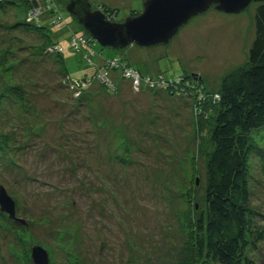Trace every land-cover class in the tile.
Wrapping results in <instances>:
<instances>
[{
  "label": "rangeland",
  "instance_id": "rangeland-1",
  "mask_svg": "<svg viewBox=\"0 0 264 264\" xmlns=\"http://www.w3.org/2000/svg\"><path fill=\"white\" fill-rule=\"evenodd\" d=\"M31 1L41 21L39 4ZM87 1L91 11L104 5L116 13L110 22L123 23L142 12L145 0ZM50 2L65 20L61 33L51 30L67 78L58 55L40 51L41 37L24 27L7 30L21 15L0 10V62L7 53L0 95L11 85L23 89L22 102L10 90L0 99V187L15 207L14 219L0 210V264H34V246L45 251L48 264H179L191 224L205 210L212 128L204 126L201 137L196 118H205V110L211 114L222 78L246 62L262 2L235 14L213 4L164 44L113 49L95 43L96 64L101 57H121L152 81L185 77L178 91L192 86L187 95L138 92L121 75L113 82L116 92L94 82L81 99L69 79L94 71L85 63L89 35L66 12L69 0ZM72 36L79 48L70 46ZM250 140L249 205L254 228L264 230V128ZM243 255L248 264H264V236Z\"/></svg>",
  "mask_w": 264,
  "mask_h": 264
},
{
  "label": "trees",
  "instance_id": "trees-1",
  "mask_svg": "<svg viewBox=\"0 0 264 264\" xmlns=\"http://www.w3.org/2000/svg\"><path fill=\"white\" fill-rule=\"evenodd\" d=\"M36 1L39 4L41 21H45L46 25H40L41 21L37 17L28 20L32 9L31 0H0V10L9 8L21 15L20 21L7 27V30L14 31L17 27H24L26 31L41 37L40 51L54 52L58 55L65 71L61 57L62 48L60 47L61 51L59 52L54 51V48L59 46L56 43L58 35L51 30V28H55L57 32L61 33L64 27L55 24L57 11L51 8V0ZM100 12L110 20L116 16L114 15L115 11L104 5L100 7ZM130 16L137 15L131 13ZM61 20L65 24L62 16ZM84 34L87 36V33L84 32ZM86 40L90 43L88 44L89 48L85 50V54H87L85 63L94 71L89 77L85 76L79 81L92 78L98 70L105 71L111 83L116 81V76L121 77L119 71H122L123 68L140 73L135 67L123 62L125 59L121 57L111 59H102L101 57L99 63L96 64L92 60L93 57L100 55L93 50L96 42L91 41L89 37ZM85 54H81V56L84 58ZM6 56H2L0 63L5 62ZM110 63H114L115 66L110 68ZM11 67L9 65L10 69ZM139 77L141 81L138 92L148 89L152 92H167L174 96L175 91L178 92L177 94L187 95L186 93L193 89L190 86L178 91L179 86H182L181 80H184L185 77L174 81L164 79V81H157V79L152 81L149 77V83L143 81L146 79L143 75H139ZM186 79L191 81L190 77ZM90 80L86 86L80 89L76 99H81L83 92L90 88L89 86H92L94 82L98 83L95 80ZM126 82L130 83L128 80ZM98 85L102 86L100 83ZM113 85L116 87L108 88V90L116 92L117 85ZM9 90L14 93L18 101L22 102L23 89L20 85H11L0 95V99L9 97L11 94ZM198 96L201 97V95H197L194 98L195 102L201 100ZM216 100L210 110L211 114L207 110H205L207 113L203 111L204 114H207L205 118L209 117L210 122L204 118V115L196 118L198 134L201 137H203L201 129L204 126L212 128L205 163V210L204 216L191 224L192 228L187 242L188 250L185 252V258L179 264H248L244 259V250L250 244L254 246L264 236V230H258L253 226L254 213L250 210L247 186V161L254 149L250 134L264 128V2L259 4L255 10L254 38L248 51V58L242 66L222 78Z\"/></svg>",
  "mask_w": 264,
  "mask_h": 264
},
{
  "label": "water",
  "instance_id": "water-1",
  "mask_svg": "<svg viewBox=\"0 0 264 264\" xmlns=\"http://www.w3.org/2000/svg\"><path fill=\"white\" fill-rule=\"evenodd\" d=\"M252 1L264 0H145L142 12L123 23L110 22L100 11H91L87 0H69L66 12L100 47L122 48L130 44L138 47L167 43L177 29L191 17L206 11L211 5L226 14L242 11ZM199 177L195 176V190ZM14 202L0 187V210L14 219ZM196 209V207H195ZM34 264H48L47 255L39 246L31 249Z\"/></svg>",
  "mask_w": 264,
  "mask_h": 264
},
{
  "label": "built area",
  "instance_id": "built-area-1",
  "mask_svg": "<svg viewBox=\"0 0 264 264\" xmlns=\"http://www.w3.org/2000/svg\"><path fill=\"white\" fill-rule=\"evenodd\" d=\"M39 13H40V11H39ZM32 15V16H31ZM36 14L34 13V9L33 10H31V12L29 13V17H28V20H32V19H35L36 18V16H35ZM35 16V17H34ZM55 24H59V25H62V20H61V17L60 16H58V13H57V15H56V18H55ZM86 40V39H85ZM84 39L83 40H81V42L83 43L84 41H85ZM71 42L72 43H70V46L72 45V46H75V48H79V39H76V37L74 36H72V38H71ZM54 51H57V52H59V51H61V48H60V46H58V47H55L54 48ZM113 66H115V64L114 63H110V68H113ZM115 68V67H114ZM120 73H121V75L123 76L124 75V77H125V79L126 80H129L130 82H131V84L134 82L137 86H134V83L132 84V86H131V88H133L134 89V87L135 88H137L138 86H140V77H139V74L137 73V72H135V71H132V70H130V69H122V71H119ZM130 76H129V75ZM127 76H129V77H127ZM90 79H92V80H95V81H97L98 83H100V84H102L103 86H105V87H107V88H110V89H113V87H114V85H112L113 83H111V81L108 79V75H106L105 74V71H101V70H98L97 71V73H96V75H94L92 78H90ZM90 79H88V80H86V81H72V80H70L69 79V81L71 82V84H72V87L74 88V90L76 91V93H75V95L77 96L78 95V93L80 92V89L82 88V87H84V86H86V84L89 82V81H91ZM144 82H146V83H149V79H144L143 80ZM152 84H154L153 82L151 83V85ZM153 86V85H152Z\"/></svg>",
  "mask_w": 264,
  "mask_h": 264
}]
</instances>
